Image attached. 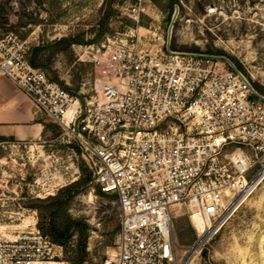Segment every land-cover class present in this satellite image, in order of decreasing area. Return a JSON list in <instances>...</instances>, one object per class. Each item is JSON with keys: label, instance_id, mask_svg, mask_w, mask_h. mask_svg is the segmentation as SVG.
<instances>
[{"label": "built area", "instance_id": "built-area-1", "mask_svg": "<svg viewBox=\"0 0 264 264\" xmlns=\"http://www.w3.org/2000/svg\"><path fill=\"white\" fill-rule=\"evenodd\" d=\"M137 6L127 15L139 17ZM102 44L87 99L31 65L26 40L0 38V75L77 146L92 181L114 193L115 247L102 264H172V220L185 210L197 252L264 179V93L223 55ZM56 244L31 227L0 231V264H54Z\"/></svg>", "mask_w": 264, "mask_h": 264}, {"label": "rangeland", "instance_id": "rangeland-1", "mask_svg": "<svg viewBox=\"0 0 264 264\" xmlns=\"http://www.w3.org/2000/svg\"><path fill=\"white\" fill-rule=\"evenodd\" d=\"M132 6L137 20L127 15ZM8 33L26 40L28 53L40 47L35 61L45 74L87 99L98 93L101 45L131 36L150 48L169 40L174 50L223 55L264 93V0H0V38ZM41 120L40 144H0V231L35 227L50 237V225L62 230L78 220L87 225L83 261L76 263L73 226L65 244L55 242L54 264H102L119 230L116 195L102 192L79 148L56 143L58 127ZM196 238L186 211L177 210L172 264L189 255L186 264H264V179L193 253Z\"/></svg>", "mask_w": 264, "mask_h": 264}, {"label": "crops", "instance_id": "crops-1", "mask_svg": "<svg viewBox=\"0 0 264 264\" xmlns=\"http://www.w3.org/2000/svg\"><path fill=\"white\" fill-rule=\"evenodd\" d=\"M46 133L41 114L12 81L0 75V144L38 145Z\"/></svg>", "mask_w": 264, "mask_h": 264}, {"label": "trees", "instance_id": "trees-1", "mask_svg": "<svg viewBox=\"0 0 264 264\" xmlns=\"http://www.w3.org/2000/svg\"><path fill=\"white\" fill-rule=\"evenodd\" d=\"M175 1V0H174ZM63 41H70V39L63 38ZM40 50V47L33 48V51L28 53V59L32 66L39 67L38 64L35 61V55ZM40 68V67H39ZM74 184L78 183V179L73 182ZM77 226L79 228L80 234H79V240H78V250L79 254L77 256L76 263H81L83 261L84 256V250H85V240H86V233H87V225L84 222L73 220L68 222L64 229L58 230L55 228V226L50 225L49 226V232H50V238L52 241L59 245H63L67 242L69 238V230L71 227Z\"/></svg>", "mask_w": 264, "mask_h": 264}, {"label": "water", "instance_id": "water-1", "mask_svg": "<svg viewBox=\"0 0 264 264\" xmlns=\"http://www.w3.org/2000/svg\"><path fill=\"white\" fill-rule=\"evenodd\" d=\"M190 257H191V255H189V256L185 259V261L183 262V264H186V262L189 260Z\"/></svg>", "mask_w": 264, "mask_h": 264}, {"label": "bare ground", "instance_id": "bare-ground-1", "mask_svg": "<svg viewBox=\"0 0 264 264\" xmlns=\"http://www.w3.org/2000/svg\"><path fill=\"white\" fill-rule=\"evenodd\" d=\"M194 250H195V249L193 248V249H192V252H193V253H194Z\"/></svg>", "mask_w": 264, "mask_h": 264}]
</instances>
